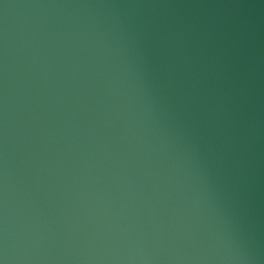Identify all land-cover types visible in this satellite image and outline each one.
<instances>
[{
    "label": "water",
    "instance_id": "water-1",
    "mask_svg": "<svg viewBox=\"0 0 264 264\" xmlns=\"http://www.w3.org/2000/svg\"><path fill=\"white\" fill-rule=\"evenodd\" d=\"M0 264H264V0H0Z\"/></svg>",
    "mask_w": 264,
    "mask_h": 264
}]
</instances>
